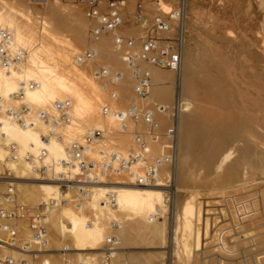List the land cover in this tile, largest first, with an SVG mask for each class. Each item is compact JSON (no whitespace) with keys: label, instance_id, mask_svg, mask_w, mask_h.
<instances>
[{"label":"bare ground","instance_id":"obj_1","mask_svg":"<svg viewBox=\"0 0 264 264\" xmlns=\"http://www.w3.org/2000/svg\"><path fill=\"white\" fill-rule=\"evenodd\" d=\"M177 2L125 0L95 36L87 1L0 0V264H264V235L249 238L264 234V85L236 97L213 73L200 92L186 37L217 60L232 31L190 0L179 70L147 60L143 25ZM143 61L183 67L180 98L155 92ZM78 176L82 189L58 183Z\"/></svg>","mask_w":264,"mask_h":264},{"label":"rangeland","instance_id":"obj_2","mask_svg":"<svg viewBox=\"0 0 264 264\" xmlns=\"http://www.w3.org/2000/svg\"><path fill=\"white\" fill-rule=\"evenodd\" d=\"M190 1L196 2V3H198V5L201 4V8H203V9L207 8V9L212 10L222 20V21H220V24L223 23L222 25H225L224 28L227 29V27H229V29L232 31L231 32L229 30V33L231 32L230 34H225V35L223 34L222 35L218 32L220 34V36L216 35L215 41L217 42L218 45L220 44L219 46L224 47L223 48L224 50L220 47L222 54H221L220 58H217V60L221 59V60H218L219 62L216 60V57H214L215 56L214 54H210V53L208 54L207 53V52H211V51H206V50H208L207 48H205L207 46L206 45L204 46V43L203 44L200 43V41H201L200 39H197V37H195V36H192V37L187 36L186 37L187 42H188L186 55L189 56L187 58L188 59L187 60L188 67L186 68L187 69L186 72L190 75V79L195 78L196 86H198L197 88L200 90V92L202 94H204V92H206L205 85L207 83V80L211 79V76L213 77V79H215L214 74L217 75L215 81L219 80V82H217V83H220V84L223 83L222 84L223 86H224V84H225V86L227 85L226 87H224L225 89L228 86L230 88V85L234 84V85H232V87L235 88L236 94L232 92V90L234 91V88H232V87H231L232 88L231 91L228 89L229 91H227V92H229V93L231 92V95H232V93H233V95H237L236 97H239V93H241V94L244 93L245 89H247V91H250V90L255 91L259 82L262 83V85H264V59H263L261 53L258 51V49L254 45V43L256 42V39L258 37L257 35H260L261 32L264 31L263 20H261V19H263L262 18L263 9L260 6L261 0H190ZM141 24H143V23H141ZM147 24L148 23H145L143 25V27L145 25L147 26ZM259 26H260V28H259ZM139 29L141 30V28H139ZM259 31H260V33H259ZM216 33H217V31H216ZM223 51H224V53H223ZM198 57H199V59H198ZM222 58L223 59L225 58V59L223 60ZM143 62L144 63L141 65V67H142V69L146 70V72L144 74L148 75L147 78L149 79V81L153 85H155L154 86L155 92H157V93L161 92L163 89H165L166 87L169 86L170 90L175 95L174 100H176V94L177 93H178V97L180 98V95H181V79L179 76H181V73H183V71H182L183 67L178 72L179 73L178 74V73L171 72L170 70H167V69L163 70V69L157 68L155 66H151V65L147 64V62H145V61H143ZM219 65L220 66L222 65L221 68H219L220 67ZM222 67H224V69ZM227 67L233 68V69L232 68L229 69L232 72V77H229L228 72H227L228 71ZM222 69H223L222 73H224L223 75H225L226 78H221L223 76L222 73L220 72ZM235 69H236V71H235ZM224 70H226V71L224 72ZM216 72H218L222 76L218 75V73H216ZM238 72L241 75H236V74H238ZM208 74L211 76H209ZM253 75H255V76H253ZM207 77H209V78H207ZM236 78H238V79H236ZM223 79H226L227 81L226 80L223 81ZM230 80H233V81L235 80V81L233 82ZM238 80H241V81H238ZM254 80H255V83H254ZM243 81H245V82H243ZM257 81H259V82L257 83ZM231 82H232V84H231ZM235 82H239L240 86L238 83L235 84ZM242 82L245 85H243ZM201 84H203V85H201ZM246 84H248L249 87ZM222 85L220 87H222ZM235 85H236V87H235ZM241 86H245L244 91H243V88H241ZM249 88H250V90H249ZM261 89H262V87H261ZM263 89H264V86H263ZM173 90H174V92H173ZM192 90L190 88V92ZM256 93H258V92H256ZM205 94L207 95L208 93H205ZM262 94H263V92H262ZM208 95H210V93ZM208 109H209L208 105L202 104V103L200 104V109H198L201 113H203L202 116L201 117L199 116V117H200V120L202 121V124L204 126L206 124L205 115L207 116V114L209 112ZM202 118H205V119H202ZM209 121H210V125H212V126H215L216 123H219L220 125L224 124L222 118H220L219 116L217 118L213 117V119H209ZM198 126H199V129H198L199 132L198 133L199 134H201V132L204 133L203 131H201L202 128H200L201 122L198 123ZM196 130H197V128H196ZM205 135L208 138L211 137V138L217 140L220 138L221 134L205 133ZM83 178L84 177H82V176H78L74 179H64V178L60 177V181L58 183H61V185L62 184H68V185H64V186L71 187V185H72V187L75 186L76 188L78 187L79 189H82L83 186L85 184H87L85 182H81V180ZM151 184H154V183H147V185H150V186H151ZM260 229H264V222L258 228L257 231H260ZM263 232H264V230H263ZM255 233L257 236L253 234L254 236L252 235L249 238L253 239V237L255 238L258 236L260 238V236L262 237V235H264V234H260V233H262V230L259 233H257V232H255Z\"/></svg>","mask_w":264,"mask_h":264},{"label":"built area","instance_id":"obj_3","mask_svg":"<svg viewBox=\"0 0 264 264\" xmlns=\"http://www.w3.org/2000/svg\"><path fill=\"white\" fill-rule=\"evenodd\" d=\"M42 1V0H39ZM87 1L89 7L87 13L89 16L95 17L99 25L94 29V34L97 36L101 31L114 29L121 23V14L119 5L123 4L125 0H104L105 8L99 6L101 0H81ZM137 5L140 7L141 0H137ZM186 7V0H178L177 5L173 7L165 16L156 14L152 18V24L141 33V41L143 50L149 52L146 55L147 60L171 69L179 70L180 60L183 46L184 33V10ZM173 22L177 23V32L174 38L163 37L161 33L168 32L171 29ZM164 35V34H163ZM117 43L123 41L122 35H116ZM128 43L131 38L127 39ZM161 42H164L161 45ZM171 129V128H170ZM172 130V129H171Z\"/></svg>","mask_w":264,"mask_h":264}]
</instances>
